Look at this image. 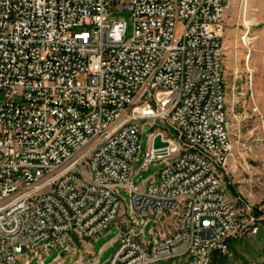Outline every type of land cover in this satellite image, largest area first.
<instances>
[{
  "label": "built area",
  "instance_id": "obj_1",
  "mask_svg": "<svg viewBox=\"0 0 264 264\" xmlns=\"http://www.w3.org/2000/svg\"><path fill=\"white\" fill-rule=\"evenodd\" d=\"M233 1L0 0V264L96 239L124 207L120 189L128 229L104 264H210L227 251L238 217L219 175L232 150L221 37ZM112 10L131 13L130 38ZM156 118L176 136L150 133L140 169L165 166L136 184L143 121Z\"/></svg>",
  "mask_w": 264,
  "mask_h": 264
},
{
  "label": "rangeland",
  "instance_id": "obj_2",
  "mask_svg": "<svg viewBox=\"0 0 264 264\" xmlns=\"http://www.w3.org/2000/svg\"><path fill=\"white\" fill-rule=\"evenodd\" d=\"M111 18L127 22L126 38L133 34L134 20L127 10H112ZM225 105L229 120L232 150L219 175L237 212L236 229L228 238L226 252L213 253L210 264H264V0H234L223 22ZM83 80V79H82ZM161 129L171 136L176 132L162 118L144 120L139 152L133 163L136 184L158 181L164 161L155 160L140 169L149 149V135ZM124 207L116 222L96 239H90L93 255H86L81 264H104L112 256L121 230L128 229L127 205L131 199L125 189L119 190ZM141 222L143 219L138 216ZM154 226L149 221L144 233L149 238ZM113 241V243H112ZM82 241L72 236L69 243L54 247L42 262L33 258L29 264H80ZM60 257V259H58ZM92 257L98 262H91ZM58 259V260H57ZM155 264H170L160 262ZM175 264H186L177 260Z\"/></svg>",
  "mask_w": 264,
  "mask_h": 264
},
{
  "label": "crops",
  "instance_id": "obj_3",
  "mask_svg": "<svg viewBox=\"0 0 264 264\" xmlns=\"http://www.w3.org/2000/svg\"><path fill=\"white\" fill-rule=\"evenodd\" d=\"M125 220V219H124ZM123 220V221H124ZM122 231V230H121ZM72 236H75V235H72ZM72 236H71V240H72ZM76 237V236H75ZM112 243H113V241H112ZM81 247H79V249H80V251H81V253H80V259L77 261V262H79V261H81V263H83L82 262V259L88 254V255H93L92 254V251H91V242L90 241H85V242H82L81 243ZM72 248H76V245L74 246L73 245V247ZM90 250V252H91V254H89V251ZM95 258V257H94ZM58 259H60V257L58 258ZM57 259V260H58ZM96 260H97V258H95ZM80 263V262H79ZM80 263V264H81ZM90 262H88L87 264H89Z\"/></svg>",
  "mask_w": 264,
  "mask_h": 264
},
{
  "label": "water",
  "instance_id": "obj_4",
  "mask_svg": "<svg viewBox=\"0 0 264 264\" xmlns=\"http://www.w3.org/2000/svg\"><path fill=\"white\" fill-rule=\"evenodd\" d=\"M169 145L168 141L163 140L161 134H157L154 139V148L167 147Z\"/></svg>",
  "mask_w": 264,
  "mask_h": 264
}]
</instances>
